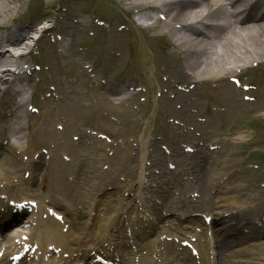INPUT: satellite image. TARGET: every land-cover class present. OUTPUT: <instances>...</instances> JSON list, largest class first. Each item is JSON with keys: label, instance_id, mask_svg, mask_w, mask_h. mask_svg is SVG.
I'll return each instance as SVG.
<instances>
[{"label": "bare ground", "instance_id": "6f19581e", "mask_svg": "<svg viewBox=\"0 0 264 264\" xmlns=\"http://www.w3.org/2000/svg\"><path fill=\"white\" fill-rule=\"evenodd\" d=\"M25 1L0 0V127L5 126V129L0 131V140H7L4 143L6 148H0V173L9 175L0 177V180H6L13 176L18 177L21 171L26 170L32 174L26 181L28 185L26 189H29L30 183L37 182V180L43 183L45 177H50L51 190H55L53 195L58 193L64 201L82 206L86 203L80 197L79 187L74 182L77 180V171L81 176L78 178V182H87L93 187L97 186V182L90 181L91 178L88 176L84 177L86 168L83 167H81L82 170L80 167L72 170L71 176L75 179L71 181L72 183L68 182L65 179V164L60 160V157L66 152L75 151L77 156L82 154L81 161L86 158L84 161H87L89 166V158L83 154V149L79 147L84 144L81 143V140L85 137L81 133L77 134L78 130L75 126L69 130L70 135L77 136L79 139L74 140L75 142L71 144L64 139V143L60 144L59 139L63 136L54 131V126L43 135L36 136L38 145L45 147L50 145L55 148V153L52 155V158L55 157L52 161L56 168L55 176H50L53 166L48 168L50 162L43 163L42 156L38 157L39 160L36 163L21 164V162H25L24 158L20 159L21 155L30 156L38 152L39 146L29 150L31 141L23 136L24 127L19 123L17 116V112L24 107L22 102L24 94L33 87V79L24 76V72L20 69V61L24 62V57L38 46L31 34L40 28L38 26L43 24L40 23L41 21L49 19L48 13L45 12L39 19L31 21L26 26H12L11 21L19 9L25 5ZM41 3L45 8L51 7L49 0H41ZM119 5L122 6L125 15L131 17L130 25L134 27L139 20L152 21L147 23V28L153 31L157 30V34L167 37L168 43H171L178 51L176 59H170V63H168V68H171L170 77L175 81V84L182 87L193 86L196 89L202 85L208 86L212 82H220L213 93L223 99L225 113L228 115H232L236 108H246V111L249 110L247 107H252L255 111L263 110L264 102L260 100H255V103L249 106L243 100V91L237 87L235 90L231 86L230 79L256 65L257 59H264V0H122ZM59 18L62 19L61 28L64 31L62 32L64 41L55 43L50 51L55 61H58L55 64L57 67L59 63L60 65H70L77 76L72 84H68L69 81H64L66 84H59L49 78L50 66L46 82L51 86L56 85L55 94L52 96L59 97L47 100L48 104L56 111L64 112L69 121L75 118L76 114L84 111H90L91 118L95 121L99 108L113 107L114 104L131 105L136 103L138 94L132 95V99L131 95L127 93L130 92L129 88L122 89L123 92L115 90V88L113 90L104 87L109 94L107 96L102 88L95 89L89 85L82 63L68 59L73 56L71 54L73 39L84 36L88 28L83 22L77 18H70L66 13L59 15ZM111 26L114 28L116 23ZM41 29L42 39H45L48 33L56 31L54 26H45ZM67 53H69L68 56ZM125 55L124 51L119 48H114L113 53H106L103 56L104 64H102L106 67L104 70L108 74L114 72L116 68L124 64ZM11 67L19 70L18 74L10 72ZM50 85H44V88L47 89ZM79 87L82 88L81 92L77 89ZM120 93H124L121 100L114 99L113 101L109 98ZM97 96L102 98L101 102L93 100ZM171 104L177 105L182 112L197 108L195 102L183 101L177 93ZM7 110H9L8 117L4 113ZM128 116H135V114L129 111ZM42 118L43 122L48 125L53 123L47 112L43 113ZM191 118L183 121L192 122L193 118L192 120ZM219 119L222 121V125H227L226 119ZM3 122L8 123L5 125ZM167 128L170 129L169 126ZM171 132L173 143L169 144L167 157L161 153L155 140H151L148 149H146V140L140 139L139 143L143 142L142 147L145 144L146 146L141 155L138 154V157H136L137 154L132 156V149L129 152V148L126 147L125 153L115 154L116 163L114 160H107L102 150L97 149L94 152V161L92 160L90 164L105 162L108 166H112L114 163L120 170L106 182V187L114 186L120 192L102 195L101 200L92 204L88 203L87 224L80 228H74L70 221H67L65 224L69 227L66 236L57 235L59 225L51 223V226H47L37 220V225L33 229L34 233L30 238V242L38 247L37 251H42L47 243L61 248L62 253H69L67 260L61 258L57 261L61 264H93L91 262L96 256L90 257L92 252L115 264H128L126 259L129 255L138 256L140 264H233L236 263V259L237 261L242 260L243 257L238 256L242 255L240 250L255 242L259 238L260 232H264V200L262 199L264 190L252 189L242 193V188L229 180L236 172V166L232 164L222 170V173L217 174L220 177L219 180L223 178L220 183L209 185L206 168L208 163L204 153L197 155V151H195V154L193 153L189 159L183 157V154H180L176 148L177 130ZM239 141V138L230 135L228 138L221 139L220 144L223 147H232ZM168 160L180 164L181 167L189 164L190 168H187L189 175L187 172L183 175L190 176L192 181L182 183L177 175L173 177L172 173L165 172L164 164ZM143 162H147L148 165L144 166ZM136 163H140V167L138 169L131 168V164ZM96 171L99 170L96 169ZM99 174L96 176L97 180L103 177L102 173ZM138 174L140 175L137 177ZM119 176H122L121 181L118 180ZM162 186L165 188L164 191ZM169 187L176 190L179 198L185 196V190L192 188L199 195V202L194 206L187 199L184 204H181L179 200L170 201L168 200ZM211 192L218 200L216 204H213L215 206L213 210L215 223L226 225L221 236L216 237L213 247L206 241L207 234L204 237L192 235V228L198 227L196 221L187 219L182 222L173 217L162 218L159 215L160 208L155 204L147 206L144 200L150 194L159 200V204L167 213L172 211L174 206L175 210L185 209L187 214L192 213L191 211H209ZM253 193L257 196H254ZM127 195L129 197L125 198ZM27 199L35 201L30 197H25L22 200ZM238 202L242 203L237 207ZM48 203L44 205L48 206ZM223 204H229L227 210L222 208ZM233 206L236 207L234 211L237 210L234 215L230 213ZM49 208L51 207L47 209ZM9 215L8 213L2 218L7 221ZM139 215L144 216L149 229L133 230L132 219ZM153 216H158L155 223L152 221ZM201 224L204 227V223ZM258 226H261V230L257 229ZM242 229L247 231V236L242 235ZM214 236L213 234L212 237L214 238ZM165 238H172V242L167 243ZM190 238H196L192 248L197 250V258L181 245L184 241L189 242ZM175 241L180 243L177 245ZM256 245L264 251V243ZM46 253L45 249L42 251V256L44 257ZM210 255H213L212 260L209 258ZM7 257L8 255H4L0 259V264H7ZM43 257H37L38 263L41 264ZM154 258L156 259L154 260Z\"/></svg>", "mask_w": 264, "mask_h": 264}, {"label": "rangeland", "instance_id": "374dc122", "mask_svg": "<svg viewBox=\"0 0 264 264\" xmlns=\"http://www.w3.org/2000/svg\"><path fill=\"white\" fill-rule=\"evenodd\" d=\"M40 2L41 0H26L25 5L19 9L16 15L27 13V16L32 10H34L33 8H36L37 6H39L38 9H40V11L49 12L50 8L46 7L43 10V8L40 6ZM49 2L51 5H53L50 21L53 22V24H56L60 32L64 31L61 28L62 20H59V17H56L59 13H66L70 18H77L88 28L84 36L73 39V44L71 46V54L73 56L72 58H68L70 61L84 59V65H86V60H88L94 65V68H102L104 67L102 66V64H104L103 56H105L106 53H113L114 48H119L126 54V60L124 64L119 68H116L115 71L111 73L110 77L107 76V71L104 70L105 75H102L101 78L105 79L106 84L109 85L113 90L114 88L115 90L124 89L126 84L151 90L149 95L150 98L148 104L143 107L142 110H140V114H136V110L133 108L131 109V111L135 113L136 117L127 116L128 112L130 111L129 107H127V104H114L113 107L99 108L97 111V120L95 119V121H93L91 118L90 111H84L80 114H76L75 118L69 121L68 117L64 115V112L56 111L55 108L53 109V107L48 104L47 100L52 99H45V95L48 96L51 94V89L49 90L48 87V90L44 88V84L41 82L38 84L35 90L27 93V95L31 97L27 99V106L30 105L31 107H39L40 110L41 108H44L53 123L50 125L46 124L44 127H42L43 123L41 122V117H33L31 114H29L27 107H25V109H21L22 112L19 114L21 122L24 124V121L26 122L28 118H31V121H27L30 122L29 128L32 129V133L35 132V134L39 132L41 133L44 128L46 130L45 132H48L53 126L55 128L56 125H62V127H64V131L58 132L62 134L63 137L59 139V142H63L64 140H72L69 130H71L72 126H75L76 130H78L77 134L81 133L87 140H81V143L84 144L79 147L80 149H83V153L86 154L90 160L94 158V152H96L98 149L102 150L107 160H114L116 163L115 154L118 153L121 155L122 152L125 153L126 147L129 148V152H131L132 149V156L137 154L136 157H138V154L141 155V153L144 151L146 144V149H148L151 140H155L158 143L159 149L160 147L168 149L169 144L173 143V137L170 136L171 133H173L171 131L177 130V127L172 123V120L179 121L181 125L184 123L183 120L188 119V117L186 112L175 111L174 105H172L170 102H167L164 105L163 102L157 101L153 96L154 93L156 94L157 92L162 91L164 87H156L155 84L157 81L159 82L161 79H164L165 81L167 80L166 83H174L169 78L171 72V68H168V63H170L171 59L170 52H168L167 55H162V53L157 54L158 57H154L150 60V62H148L147 59L149 49L146 45H143V42L138 41V39H143V35H145L143 33H148L146 30L147 21L139 20L137 24L134 25V27L132 25H126V30H128V33H126V31H118L116 28H114L112 31H101L99 29L96 30L93 27L94 25L92 24L91 20L95 18L102 21H108L110 23H116L117 26L118 19L114 18L112 14H117L120 19L124 20L123 15L125 13L122 6L119 5L121 4L122 0H49ZM57 2L60 4V6H62V9L59 10V5ZM36 15L38 16V14ZM36 17L34 16L33 18ZM50 21L49 24L51 23ZM119 23L121 24V22ZM157 33L158 31L156 30L153 31L151 35L158 36L159 34ZM48 47H50L49 43L46 45L43 44L41 54L31 55V57H27L24 62H26V65L30 69L35 68V65L40 66L41 72H43V68H49L50 65L52 67V72L50 75L52 76L53 80L63 81L65 74L53 70V57L48 55ZM80 48H82L83 51L78 53L77 49ZM20 64L23 63L20 62ZM61 67H63V65H61ZM65 72L66 75L69 76V74L72 72V69H70L68 66ZM34 75L42 79L46 78V74ZM260 75H262V77H259ZM129 76H131V78ZM248 76L249 77L246 80L248 83L252 82L254 84H259L260 86V89L257 90L253 95L257 99H261V101L264 102V88L262 85V80L264 82V68L252 70V74H249ZM255 77L259 78L255 79ZM89 83L92 88L97 89L96 84L98 83L96 82V78L94 79V83ZM212 86L214 85L209 86L210 90L207 89L201 95H199V97L205 100L206 103L202 105L200 109L190 111V116L193 118V120L191 118L192 122L186 123V125L188 124L189 130L194 124H196L197 129L194 128L196 131L193 130L189 132V135L187 134L182 139V130H177L180 143L179 152L184 154L183 152H185V150H182V148L189 145L190 147L195 145L197 146V144L198 147L203 146L202 149L206 151L208 155H210V162H213L211 164L212 179H218L219 176L217 174L220 172L222 173V170H225L229 164L235 163L237 164V173H235L236 175L231 182L242 187V193L252 189L264 190V108L260 111H255L252 109V107H247L249 108L248 111H246V108H236L232 115H228L225 113L226 111L223 99L213 93L215 89ZM77 89L79 92L82 91L81 87ZM103 92L109 96L105 90ZM122 96H124V94H116L115 96L112 95L109 98H111L113 101L114 99L121 100ZM138 97L144 99L145 95H140ZM186 98L188 99V97ZM137 99L136 103H138ZM93 100L101 102L102 98L97 96L93 98ZM136 103L133 105V107L136 106ZM253 104L254 103H250L249 106H252ZM219 118L226 119L228 122L227 125H222V121ZM252 122L255 123L250 124ZM64 124H66V126H63ZM251 125L256 127L257 133L252 132L250 127ZM167 126H169L170 129L167 128ZM84 132H87L90 135H95L97 138H92V136L88 134L86 135ZM98 134L106 135V138H109L110 141L105 140ZM23 135H25V132ZM230 135H232L234 138H239V143L232 146L231 148L223 147L222 145L218 144L219 140L228 138ZM26 138L32 140V142L35 139L30 133ZM140 139L146 140L144 147H142L143 142L141 144L139 143ZM88 140H90V142ZM40 148L45 150L49 149L45 146ZM45 150L42 151L45 152ZM160 151L162 152V150ZM70 152L73 154L75 153V151ZM217 153L220 161H218L216 157ZM186 154L187 153H185V155ZM250 154L251 157L247 159L248 155ZM252 159H259L256 162L261 163L262 166H255L254 164L257 163L254 162L252 164L250 162ZM76 163L78 162H76L71 156V160L70 162H67V165L70 167V169H72ZM169 163L171 164L173 162L170 161ZM143 164L144 166L148 165L147 162H143ZM167 164L168 162L164 164L166 170L171 166H175L174 163L170 166ZM140 165V163L131 164V168L138 169ZM90 167L95 169V172L92 171L88 174L98 176V172L100 171L106 175V178L99 180L100 184H105L106 180L111 178V175L114 176L115 173H118L120 170L116 167V165H114V163L109 167L104 162ZM104 167H108V169L104 170ZM96 169L99 171H96ZM139 175L140 174H138L137 177ZM0 176L8 177L9 175L0 173ZM65 176L67 179H70V173L65 174ZM14 178L15 177H12L11 180L6 181L13 182ZM78 178L80 177H77V179ZM121 178L122 176H119L118 180ZM76 181L81 190L79 192L82 193L87 189V191L91 192L89 197L92 198L94 189L88 187L87 183H82V181L78 182V180ZM105 191L108 194H112L116 191L120 192V190L116 189L114 186L107 187ZM101 194L102 191L99 192V196ZM253 194L254 196H257L255 193ZM262 199L264 200V198ZM240 203L242 202H238V204ZM256 242L264 243V234L259 236V238L256 239ZM250 250L253 252L252 254ZM240 252L242 253L240 256L246 259L248 264H260L258 261L259 258L264 257V251L260 250L255 242L250 243L249 246L246 245Z\"/></svg>", "mask_w": 264, "mask_h": 264}]
</instances>
